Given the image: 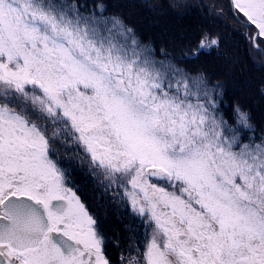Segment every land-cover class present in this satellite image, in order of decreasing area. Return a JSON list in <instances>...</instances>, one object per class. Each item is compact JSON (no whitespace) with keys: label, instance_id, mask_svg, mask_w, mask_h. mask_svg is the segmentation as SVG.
I'll return each mask as SVG.
<instances>
[{"label":"snow or ice","instance_id":"6c2138e0","mask_svg":"<svg viewBox=\"0 0 264 264\" xmlns=\"http://www.w3.org/2000/svg\"><path fill=\"white\" fill-rule=\"evenodd\" d=\"M228 8L264 52V0ZM106 12L0 0V264H110L61 148L151 229L127 264H264V135L239 105L225 116L219 82ZM218 47L205 33L189 55Z\"/></svg>","mask_w":264,"mask_h":264},{"label":"trees","instance_id":"16d2710c","mask_svg":"<svg viewBox=\"0 0 264 264\" xmlns=\"http://www.w3.org/2000/svg\"><path fill=\"white\" fill-rule=\"evenodd\" d=\"M83 2V0H82ZM106 15L120 17L133 28L138 38L156 49L157 57L164 49L174 62L189 71L203 72L223 89L225 116L231 121L234 108L239 105L249 112L255 126V135H264V52L251 51L241 28L229 13L228 0H103ZM91 6L94 0H87ZM179 4L180 7L175 5ZM173 5V6H170ZM217 13L223 8V15ZM219 37V47L191 57L205 34ZM57 147H60L57 145ZM70 164V187L82 198L97 219L105 236V253L118 252L127 257L134 249L143 251L149 228L134 217L130 207L115 191H105L99 179L94 178L83 153L74 148H61Z\"/></svg>","mask_w":264,"mask_h":264},{"label":"flooded vegetation","instance_id":"af4514ba","mask_svg":"<svg viewBox=\"0 0 264 264\" xmlns=\"http://www.w3.org/2000/svg\"><path fill=\"white\" fill-rule=\"evenodd\" d=\"M229 1V0H228ZM239 25V24H238ZM240 27V25H239ZM241 31H243L241 29ZM241 46H251L249 45L247 42L244 44H241ZM75 191V190H74ZM77 193V192H76ZM78 195V193H77ZM79 196V195H78ZM80 197V196H79ZM81 201L84 203V201L82 200V198L80 197ZM85 204V203H84ZM86 205V204H85ZM87 207V206H86ZM107 258L110 260V264H127V259H125L124 261L121 260V257L119 256L118 252H111L110 254L105 253Z\"/></svg>","mask_w":264,"mask_h":264},{"label":"rangeland","instance_id":"374dc122","mask_svg":"<svg viewBox=\"0 0 264 264\" xmlns=\"http://www.w3.org/2000/svg\"><path fill=\"white\" fill-rule=\"evenodd\" d=\"M149 230L151 231V229L149 228ZM150 233V232H149Z\"/></svg>","mask_w":264,"mask_h":264}]
</instances>
